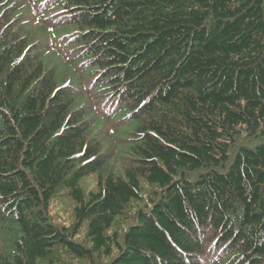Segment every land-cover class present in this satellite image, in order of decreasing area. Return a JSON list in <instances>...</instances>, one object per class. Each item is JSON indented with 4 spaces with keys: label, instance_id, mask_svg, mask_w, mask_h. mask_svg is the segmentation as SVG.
<instances>
[{
    "label": "trees",
    "instance_id": "1",
    "mask_svg": "<svg viewBox=\"0 0 264 264\" xmlns=\"http://www.w3.org/2000/svg\"><path fill=\"white\" fill-rule=\"evenodd\" d=\"M263 124L264 0H0V264H264Z\"/></svg>",
    "mask_w": 264,
    "mask_h": 264
},
{
    "label": "rangeland",
    "instance_id": "2",
    "mask_svg": "<svg viewBox=\"0 0 264 264\" xmlns=\"http://www.w3.org/2000/svg\"><path fill=\"white\" fill-rule=\"evenodd\" d=\"M88 183H90V181L89 180H86Z\"/></svg>",
    "mask_w": 264,
    "mask_h": 264
},
{
    "label": "bare ground",
    "instance_id": "3",
    "mask_svg": "<svg viewBox=\"0 0 264 264\" xmlns=\"http://www.w3.org/2000/svg\"><path fill=\"white\" fill-rule=\"evenodd\" d=\"M264 125V124H263ZM179 248V247H178ZM180 249V248H179Z\"/></svg>",
    "mask_w": 264,
    "mask_h": 264
}]
</instances>
